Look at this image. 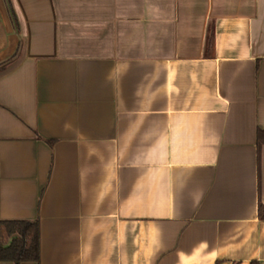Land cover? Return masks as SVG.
Masks as SVG:
<instances>
[{"label":"crops","instance_id":"crops-1","mask_svg":"<svg viewBox=\"0 0 264 264\" xmlns=\"http://www.w3.org/2000/svg\"><path fill=\"white\" fill-rule=\"evenodd\" d=\"M0 220V264H264V0H0Z\"/></svg>","mask_w":264,"mask_h":264},{"label":"trees","instance_id":"trees-1","mask_svg":"<svg viewBox=\"0 0 264 264\" xmlns=\"http://www.w3.org/2000/svg\"><path fill=\"white\" fill-rule=\"evenodd\" d=\"M212 38L208 33L207 42ZM38 225L25 220H0V260L35 261L38 258Z\"/></svg>","mask_w":264,"mask_h":264}]
</instances>
